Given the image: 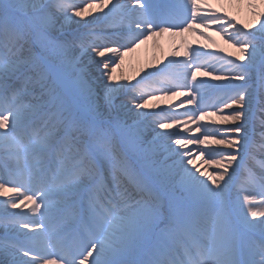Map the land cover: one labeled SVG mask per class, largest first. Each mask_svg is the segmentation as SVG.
Segmentation results:
<instances>
[{"label":"snow or ice","instance_id":"1","mask_svg":"<svg viewBox=\"0 0 264 264\" xmlns=\"http://www.w3.org/2000/svg\"><path fill=\"white\" fill-rule=\"evenodd\" d=\"M214 2L246 18L210 0H0V264H264V0ZM213 32L234 51H203ZM189 34L208 44L124 71Z\"/></svg>","mask_w":264,"mask_h":264},{"label":"bare ground","instance_id":"2","mask_svg":"<svg viewBox=\"0 0 264 264\" xmlns=\"http://www.w3.org/2000/svg\"><path fill=\"white\" fill-rule=\"evenodd\" d=\"M82 2V1H81ZM211 6L218 7L222 10H230L233 14H239L242 19L246 18V9L243 6H232L230 9H226L223 5H217L214 0H210ZM97 10H91V13L86 18H91L92 16L97 15ZM213 38L217 41V45L212 46L209 45L208 48L202 49L203 51H212L218 52L220 48H224L227 51H234L232 49H228L227 45L224 41L219 39V36H216L215 33H212ZM184 40L187 41L188 45L192 48H198L201 45L208 44L207 41L199 38L198 36L195 39L188 38V37H171L168 36L165 40L161 39L160 37L157 38L158 43L150 42L148 45H145L141 49H139L136 53L132 54L131 56L126 58V65L124 71L127 73H131L135 71L137 68L142 67L145 64L153 62L154 58L160 55H164L165 59L163 62H167L168 59H172V57L167 56V53L170 52L178 43L179 41ZM226 52L224 53L226 55ZM183 57L176 58L182 59ZM172 102L174 101H167V102H156L159 107L154 109L156 111H162V109L169 108V105H175ZM172 110L176 109L175 107L171 108ZM170 109V110H171ZM153 109H149L151 111ZM167 113L162 111V114L159 118H162Z\"/></svg>","mask_w":264,"mask_h":264},{"label":"rangeland","instance_id":"3","mask_svg":"<svg viewBox=\"0 0 264 264\" xmlns=\"http://www.w3.org/2000/svg\"><path fill=\"white\" fill-rule=\"evenodd\" d=\"M82 1V0H81ZM219 39L220 40H222L223 41V39L219 36ZM171 112H173V113H175V112H177L178 110H176V111H172V110H170ZM179 112V111H178ZM183 115V114H182ZM166 116H167V114L165 115V116H163L162 118H159V119H165L166 118ZM171 131V130H170Z\"/></svg>","mask_w":264,"mask_h":264}]
</instances>
